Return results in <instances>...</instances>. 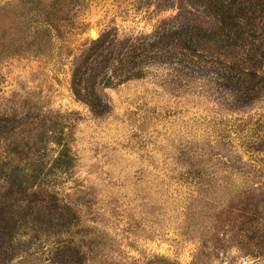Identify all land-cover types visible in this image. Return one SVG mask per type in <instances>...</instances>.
<instances>
[{"label":"rangeland","instance_id":"obj_1","mask_svg":"<svg viewBox=\"0 0 264 264\" xmlns=\"http://www.w3.org/2000/svg\"><path fill=\"white\" fill-rule=\"evenodd\" d=\"M0 264H264V0H0Z\"/></svg>","mask_w":264,"mask_h":264},{"label":"trees","instance_id":"obj_2","mask_svg":"<svg viewBox=\"0 0 264 264\" xmlns=\"http://www.w3.org/2000/svg\"><path fill=\"white\" fill-rule=\"evenodd\" d=\"M76 74H78V69H76V66H75L74 71H73V78L71 81V88L73 89L74 94L78 93L77 91L78 83H76L78 81L76 80Z\"/></svg>","mask_w":264,"mask_h":264}]
</instances>
